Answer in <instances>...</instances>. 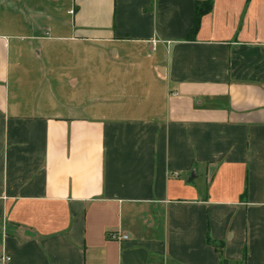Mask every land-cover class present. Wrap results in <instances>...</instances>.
I'll use <instances>...</instances> for the list:
<instances>
[{
	"label": "crops",
	"instance_id": "crops-1",
	"mask_svg": "<svg viewBox=\"0 0 264 264\" xmlns=\"http://www.w3.org/2000/svg\"><path fill=\"white\" fill-rule=\"evenodd\" d=\"M205 1L0 0L5 264H264V0Z\"/></svg>",
	"mask_w": 264,
	"mask_h": 264
},
{
	"label": "trees",
	"instance_id": "trees-1",
	"mask_svg": "<svg viewBox=\"0 0 264 264\" xmlns=\"http://www.w3.org/2000/svg\"><path fill=\"white\" fill-rule=\"evenodd\" d=\"M212 6V0H207L205 2H196L195 5V16H194V24L192 29L189 32L188 38H192L195 32L198 29L200 18L202 15L208 13ZM207 244L212 246L216 253L218 254L219 258L222 259V249H223V243L222 242H216L212 240L209 236L206 237ZM243 257H245V252L243 254Z\"/></svg>",
	"mask_w": 264,
	"mask_h": 264
},
{
	"label": "built area",
	"instance_id": "built-area-1",
	"mask_svg": "<svg viewBox=\"0 0 264 264\" xmlns=\"http://www.w3.org/2000/svg\"><path fill=\"white\" fill-rule=\"evenodd\" d=\"M69 13H73V11H69ZM118 239L119 240H125V239H127V236H120ZM9 260H10L9 256L0 252V264H5V263L9 262Z\"/></svg>",
	"mask_w": 264,
	"mask_h": 264
},
{
	"label": "rangeland",
	"instance_id": "rangeland-1",
	"mask_svg": "<svg viewBox=\"0 0 264 264\" xmlns=\"http://www.w3.org/2000/svg\"><path fill=\"white\" fill-rule=\"evenodd\" d=\"M61 3H54V6H60Z\"/></svg>",
	"mask_w": 264,
	"mask_h": 264
}]
</instances>
